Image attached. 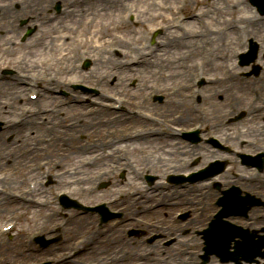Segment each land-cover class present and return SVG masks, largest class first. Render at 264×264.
<instances>
[{
  "label": "rangeland",
  "instance_id": "obj_1",
  "mask_svg": "<svg viewBox=\"0 0 264 264\" xmlns=\"http://www.w3.org/2000/svg\"><path fill=\"white\" fill-rule=\"evenodd\" d=\"M96 0H91L87 6H85V8H79L77 13H79L80 15L78 17H75L74 20L72 19H68L67 24L65 26H68L70 28V32L67 33V35H63L62 34V29L61 32L59 34H53L54 31V25H50L48 26L46 29H42V31L40 32V34L38 35L37 38L39 37H46L49 36L50 39L48 40V42H50L53 37L58 38V36H61V38L56 39L55 45H60L63 44L61 50L55 51L54 50H50L53 46L50 45V49H46V52L42 53L43 55L40 56L39 52H38V56L35 57V59H33L32 63H31V67L33 68V71H40L42 69V59H51L55 62L56 59L59 61V67L62 68V71L65 72L66 71V66H68V64L71 63V61L73 60H78L79 56H76L74 59H71L70 57V49H72L73 47H76L75 44H78L77 46L80 47L81 49V53H85L87 52V50L90 51V53H93L94 50H96L97 44L93 46L89 45V40L87 41V46L83 43L85 39H88L90 36H88L87 33V29L88 27H92L94 25H92V19L95 18V15L97 14L96 11L99 10V8L93 13V11L90 9V7L92 6L93 2ZM151 1L152 0H145V3H141V4H136V8H152L151 10L146 11V17L143 20V24H141V22H137L138 27L140 28H135V29H139L141 30V26L142 28H147L150 25L153 24H157L156 23H152L151 20L152 18H155V16L158 14V11L156 8L157 6H151ZM154 2L156 1H160L159 3L161 4L163 2V0H153ZM43 7L41 9H46L48 8V6L51 4L50 0H43ZM126 3L129 1H125ZM4 3H9L8 7L9 8H14L16 7L18 0H0V5L4 4ZM228 3V8L229 10H227L228 8H225L226 5ZM119 3H117L118 5ZM2 6V5H1ZM14 6V7H13ZM21 6V5H20ZM156 6V7H155ZM26 11H18L16 12V10L11 9L10 13L8 14H2L0 12V25L3 28V30H7V29H11V26L9 25L10 20H13L14 15L15 14H19L23 17H26V15H29V12H32V14L34 13H38L40 9L37 10H32L30 11L29 7ZM88 8L90 10H88ZM119 8V6H118ZM182 8H190L189 13L194 14V13H198V12H202L200 13L201 16L204 15V13H206V16L204 18V24H205V30L203 31L204 34L207 33L208 35L205 37H202L200 40H195V42H197V46H198V50L196 49V47L193 48V53L197 54L198 56H195L193 54L192 56V61L197 62L202 56H203V52L205 50L206 44L208 43V41L210 42L212 39H215L216 37H219L218 33H222L220 30L223 29L224 27H227L228 24L230 25V21L229 18H233L232 17V10L231 8H236V9H240V13H242V15L245 16V19L250 18L249 14L252 12V7L250 6V4L246 1V0H187L184 4V6ZM76 10V9H75ZM88 10V11H86ZM227 10V11H226ZM100 19L99 21L101 22L102 25H107L108 27L109 25L112 26L109 28V32L106 34H112L113 33V25L114 21H116V14L115 12L112 10V8H100ZM144 14V12L141 10L138 12V16L139 18H141V16ZM238 16V15H237ZM138 18V20H139ZM38 19H40V14L38 16ZM59 21H63L64 17H61L60 19H58ZM215 21V22H214ZM32 23V22H31ZM98 23V22H97ZM259 26V25H256ZM103 27V26H102ZM196 27V25H195ZM194 28V27H193ZM101 28H98L97 31V37L99 38V41L101 43V36H100V30ZM257 31V28H255ZM105 29H103L104 31ZM264 30V29H263ZM263 30L261 33H263ZM107 31V30H106ZM134 31V30H133ZM237 31V30H236ZM191 32V31H190ZM247 32V31H246ZM249 32V31H248ZM234 31H231L228 34H225L228 37H231L232 39V43L233 46L235 48V37H234ZM62 34V35H61ZM104 34V36L106 35ZM173 34V35H172ZM210 34V35H209ZM176 34L174 33H169L166 36H164V38L162 39V44H164L167 41V38L170 36H174ZM102 36V38L104 37ZM132 33L130 35V37H132ZM4 37V36H3ZM3 37H0V39H2ZM11 38L14 39V36H11ZM47 42V44H48ZM215 42V41H214ZM216 43V42H215ZM217 44V43H216ZM218 44L219 41H218ZM133 45V44H132ZM27 46V45H26ZM61 46V45H60ZM176 46V45H175ZM174 46V47H175ZM106 47V46H104ZM131 47V45L127 46ZM165 47L166 44H165ZM170 49L172 46H168ZM229 48H224L223 46L219 47L218 50V54L216 55V59L214 60V62L212 63V65H210L209 68V72L211 77H214L216 73H218V76H221L222 78L225 77L226 75L224 74V70L221 64H223V61L225 59L226 56L231 55L229 54V52L233 49V47L228 44ZM26 49H29L28 46L26 47ZM93 50V51H92ZM184 52L181 51H176L174 54H172V49L170 51V60L167 61L170 62L168 63L165 67H162V63H161V57L156 59L155 61H153L152 63H150L145 69V72L142 74L143 79H141V81L138 84V87H135L134 89L136 90H132L130 89L129 86V80L127 78V82L125 83L124 87H120L118 84H116V86H112L113 85V74H111V77L107 78L105 83L103 84L104 87V92H115L116 90L118 91H122V94H126L129 95L131 97V99H133L136 95H138V97H140V86L141 84H143V86H146V88L144 90H142V92H146L150 90L151 86L153 85H160V87L163 88V90L161 91L162 93H164V95L167 96L168 100H172L175 99L177 97H174L170 90L172 89V87L177 86L180 84V80L181 79H173L170 77V74H173L174 72H180L182 73V79L184 78L183 74L185 75L184 72H182L179 68V64L176 63L175 59L177 57L178 54H184L185 52H187V49H183ZM32 52V51H30ZM199 52H201L199 54ZM233 52V51H232ZM63 54L64 56H66V59H58L60 58V55ZM173 56H172V55ZM91 55V54H90ZM31 58H32V54H30ZM168 57V56H166ZM165 57V58H166ZM103 61H105L104 58H101ZM96 60V59H95ZM52 62V61H51ZM50 62V63H51ZM234 62V61H233ZM232 62V64H233ZM103 63V62H102ZM164 64V63H163ZM220 64V65H219ZM37 66V67H36ZM64 67V69H63ZM70 67V65H69ZM112 67V66H111ZM70 71V70H69ZM67 75H63L65 78L68 77L67 82L71 81V77L76 79L75 76L73 74H71V72L66 73ZM98 75V74H97ZM96 76V75H94ZM92 77L88 78L90 80V83H94L96 77ZM248 81H245L243 79H236L235 83L231 84L229 83L226 79L222 80V81H216L214 83V85L216 84L217 87L219 89H222L226 86L232 88V90L230 91H226L224 92L225 94H228V98L229 97H233L236 96V99L233 101L234 104H236V107L238 106V108H240L238 104V101L240 100V104L242 105L245 101V99L247 98L246 101H248V98H250V93L249 90L250 88L257 87L256 85H252V84H247ZM66 87V85H64ZM52 87V86H50ZM56 86H53L52 88H55ZM129 88V91H128ZM244 88V89H243ZM241 89H243L242 91H240ZM239 90L238 95H239V99L237 97V94L234 93V91ZM70 91V90H69ZM169 93V94H168ZM264 94V92H263ZM181 95V94H180ZM179 95V96H180ZM178 96V97H179ZM241 96H243L244 100L242 101ZM61 102H65V99L63 97L61 98H57V100H59ZM2 99L0 98V101ZM264 100V97H263ZM225 101H226V97H225ZM228 103V102H227ZM259 104H263L261 101L259 102ZM150 106L154 107L155 105H151ZM183 104L180 106L176 105H169L168 101L167 103L164 105H161L157 108H159V110H161L162 114L166 115L167 117H171L173 116L176 112L181 111V109H183ZM218 108L220 109L219 113L223 114L224 113V109H225V102H223L221 105L218 106ZM63 112L65 113V123L63 124L64 126L67 124V122H75L78 120H81L82 123H77L75 125L74 128H72L71 131H58L55 132V135L57 133V139L55 137V139L53 141L48 140L47 138L49 137V133L47 132V128L49 127V125L47 124V126H40L39 129L35 132H32L34 134H32L30 139L29 138V133L26 132L24 134V132L26 131L25 128L27 129L26 126H24L25 128L22 129H18L16 130L18 132L17 137H19V135L22 137V134L26 135V139L28 140H33L34 136L38 137L39 139H41V144L38 145L39 149L35 152V154H32V156H29L30 154H28L27 158L25 159H19L22 160V162L20 164H23V166H19L17 168H9V166H6V164L8 163V161H3V157L0 158V175H8L7 179L5 181H3L2 178H0V184H4L6 186H8V188L14 189V190H20L24 191L27 189V178H24V173L27 172L28 167L30 166V164H38L39 161H41V159H47L48 161L52 162L53 164H55L57 161L61 162V166L59 169H61V171H63V169H69V168H73L74 169V173L70 174L69 178L70 179H76V178H81V180L77 183H69V179H64V183H53L52 186L47 187V188H41L39 191L40 193H37L36 195L40 198L39 204L37 206H32V205H27L25 204L23 201H21L20 203H15V202H11L8 199L2 198L0 197V227L4 224H6L7 222L10 221V219H8L10 215L12 214H19V216H17L14 220L18 221V227L16 229V233L12 234V239H10V241L4 240V243L0 244V259L4 258L5 256L8 257V259H18V258H14L15 256L21 254L23 252V242L26 240V237H29L32 235V232H34L36 230V227L41 226V228H50L52 226V224L54 223V225L57 224V222L59 221V219L56 221V216L50 217V221L47 224V226H43L41 225V220L43 217L45 216H49L50 212L53 210V208L55 207V205H52V203L54 202V194L56 192V190H58L59 188H64V189H68V188H73V195L72 198L74 199H79L80 201H82L83 203H88L87 201H90V203L88 204H93L95 201H97V199H108L110 196L115 195L117 192L121 191L124 187L123 186H116V187H111V189H109L108 191H102L100 194H94V195H87L86 190L90 187V181L89 179H91L95 172L98 171V169H100L102 167V165L99 166V164H94V166L92 168H85L82 165V160L85 156H89L91 154H93V152L95 151V149H89L88 146H85L86 141H80L76 134L78 132H84V134L86 135L87 140H91L94 138H100L102 136V134L104 133V130H106V128L111 127L113 129H117V128H131V126L128 124H116L114 126V124H112V120H115V117L112 116L109 118H107L106 116H101V115H92V108L87 106H74L73 104H71L69 107H66L63 109ZM79 114H83V116H79ZM57 117V116H56ZM54 118V120H57V118ZM221 119L222 117L219 116ZM264 117V113L259 114L258 116H255L253 118H251L250 120L244 122L245 124V128L243 129L244 131L242 132V135L238 136V138H234L233 141L234 143L238 142V139H248V142H252L255 145L253 146L252 144H249V146L253 149H256V145H263L262 147H264V119H261ZM224 118V116H223ZM109 119V120H108ZM103 120V121H102ZM110 123L112 126H110ZM192 123V122H191ZM189 124V122L186 124V126ZM126 125V126H123ZM88 126H92L90 128H88ZM62 125L59 126V128H61ZM235 127H232V130L234 131ZM249 128L251 129V132H249ZM78 131V132H77ZM246 131V134L244 135L243 133ZM77 132V133H76ZM220 137L223 135V132H217ZM69 137L71 136L70 140L68 141V145L66 144V146L61 147L60 145V140L62 137ZM94 137V138H93ZM30 141V142H31ZM148 143H150L153 147L151 149H149V151H154L153 153V159L155 164L160 165V169L161 167L163 168L167 162L171 161H178L183 159L184 157L190 156L191 154H193V152H190L186 149H184V147H186L184 144L183 145H178L176 143H178L179 141L177 140H167L165 138H150L147 140ZM1 143L4 144L7 149L6 151V158L9 159H14L16 156L9 154L10 150L13 149V144L11 146H8L4 143L3 140H1ZM35 143V142H34ZM88 144V143H87ZM159 144V145H157ZM164 144H169L170 146H165ZM33 145V144H32ZM89 146H91L90 144H88ZM160 146H162L161 148H159ZM179 147H183V152H178L177 149ZM86 148V149H85ZM247 148H249L247 146ZM187 151V152H185ZM78 152V154H77ZM135 157H139L140 159L143 158L144 160L147 159L146 156L147 155H139V153H136L135 151H132ZM3 152H0V154ZM197 153H201L202 156L204 158H206L208 155H205L204 152L201 150H198ZM8 165V164H7ZM236 165V163H235ZM63 168V169H62ZM233 170H235L236 172H241L242 169L239 168V166H236L233 168ZM73 172V171H72ZM245 175L248 173V171H244ZM244 175V176H245ZM12 177V179H11ZM82 178L87 179V181L85 183H83ZM111 179V178H110ZM227 180L231 181L232 178L231 176H228L226 178ZM226 179L224 178L223 181H226ZM260 182L257 184H250L246 181L245 178L241 179L242 184V189L246 190V191H251L254 192L258 195H264V183H263V178L261 177ZM57 182V181H56ZM79 186V187H77ZM79 188H82L83 192L81 190H79ZM46 190L45 192H42V190ZM78 189V190H77ZM127 190V192H130V189L127 187L125 188ZM201 190V189H199ZM30 194V195H28ZM129 194V193H128ZM214 195H216L215 192H213V195L211 197V199H213ZM21 196L23 197L24 200H32V193H21ZM182 201L184 206L182 207H174V205H170L168 208L166 207L163 210H159L156 212H147L145 211V213H143L142 218H145L147 220H149L150 222H157L160 223L163 227H170L167 228L169 229L168 232H166L165 234H172L173 232H175L178 228L182 227L183 225H173V223H171V216L173 214V212H175L176 210L182 209V208H187L190 209V207H188L187 205H185L184 201L185 199L190 200V202H192L193 200H200L199 194H189L188 192H185V196L182 197ZM153 199V197H152ZM151 199V200H152ZM38 201V200H37ZM85 203V204H86ZM48 204V205H47ZM194 205V204H192ZM146 205H144L143 207H146ZM202 203L199 205H194L191 209L193 210V216H197V208L201 209L202 207ZM142 207V206H140ZM201 207V208H200ZM211 209V208H210ZM137 210H140L139 208H137ZM213 209H211L212 211ZM78 211H68L66 214L68 216V225L66 226L65 230L61 233L62 237L61 239L56 242L54 244V246L52 247V249H49L48 251H46V253H42L40 255L34 256V257H43V256H52L54 255L56 252L64 250L65 248H67L68 246L71 245V243L73 242V240L75 238H77L81 233L85 232L86 230H90L91 229V224L96 220H94V218H90L86 221L85 224H83V227L81 228H77V226H79L80 223L76 222L79 217L76 215ZM135 210H133V212H131L132 214H136ZM264 213V209L259 208L258 210H254L252 212L251 218L255 215V214H261ZM198 221L197 222H192L189 224L188 228H203L204 227V220L206 217H202L201 218V222H199L200 217H198ZM94 220V221H93ZM262 225V224H259ZM142 228V226H136L134 224H128L125 225V227H122L121 229L119 227H116L114 225H112V223L106 225L105 227V233L103 237H99L98 240H96V242L94 244H92L91 246L95 245L94 247L90 248L88 250L87 253H85L84 255H82L81 257H79V261H74V262H70L69 264H77L79 262H81V264L85 263V262H93L94 264H116V262L114 261L115 258V248L116 246H124V249L122 251V253L126 254V259H125V264L129 263V264H159L158 259L160 260L161 258V254L163 253L161 252V249H158V243L159 241H157L156 247L154 248L156 251V255L152 254L151 256H149L146 260L141 261L137 259V252H139L140 250H142L143 248H146L145 245L142 244L141 241H139L140 247H136L135 245L130 244L131 243V239L128 236V233L130 231L133 230H138ZM164 229V230H167ZM152 231V230H151ZM169 235V236H170ZM188 237V236H186ZM201 239V238H199ZM199 239H196V241H189L188 244H190L193 248V250L198 251L197 249L200 247L201 242ZM11 240H13L11 242ZM114 241H115V246H114ZM176 244L180 247V245L182 244V242H176ZM128 245V246H127ZM151 249V247H150ZM153 251V250H152ZM201 253V251L199 252ZM32 254L29 255H23V259H20L23 263H26L27 261L32 260L34 257H30ZM166 255H169L171 258V262L173 264H178L176 259L179 257L178 251H174V249H167L166 251ZM156 257V259H154ZM184 259V258H182ZM19 260V259H18ZM127 260V261H126ZM185 260V259H184ZM166 263V262H165ZM164 263V264H165ZM189 262H187L186 264H188ZM208 264H217L215 259H211L210 263Z\"/></svg>",
  "mask_w": 264,
  "mask_h": 264
},
{
  "label": "bare ground",
  "instance_id": "obj_2",
  "mask_svg": "<svg viewBox=\"0 0 264 264\" xmlns=\"http://www.w3.org/2000/svg\"><path fill=\"white\" fill-rule=\"evenodd\" d=\"M28 0H23V4H25L26 2H27ZM99 1H106V0H99ZM110 1V8H113L115 11H116V9H117V1H119V0H109ZM137 3H139L140 2V0H135ZM32 2H34L35 3V5L39 8V7H42L43 6V0H33ZM101 4H103V3H101ZM104 4H106L105 2H104ZM94 6H98V5H94ZM0 9H1V12L3 13H5V14H8V13H10V10H9V8H7V7H5V6H0ZM71 16H76V15H74V11H72L71 12ZM237 22H239V23H245L244 24V28H247V26H248V24H249V21H247V20H245L243 17L241 18V19H239ZM251 24V23H250ZM101 25L98 23V25H96V27L94 28H88V34L90 35V37H89V39H86L85 41H84V43H85V45L87 46V41L89 40V45H91L92 46V44H95L96 43V39H97V34H96V31H95V29L96 28H98V27H100ZM105 27H107V26H105ZM259 27L260 28H264V24H261V25H259ZM102 29H103V27H101ZM68 29V27L67 28H65L64 29V31L66 32V30ZM107 29H109V28H105V30H107ZM64 32V33H65ZM210 35V34H209ZM221 35V37H220V41L223 43V47H228V44H227V39H226V36L224 35V34H220ZM59 38H61V37H59ZM56 39H58V38H56ZM56 39H52V41L49 43V45H47V46H45L44 48H43V50L45 51L46 49H48V48H50V45H52L53 47L50 49V50H56V51H58V50H61V48L63 47L62 46V44H60V45H55V43H53L54 42V40H56ZM196 49L198 50V46H196ZM54 50V51H55ZM62 56V55H61ZM63 59H66V58H63ZM104 66V65H103ZM1 88H2V91H3V94H5V95H10V96H12L14 93H16V94H18L19 93V89H15L14 91H12L13 90V88H15V86H14V84L12 83V77H7V79L6 80H4V81H2V83H1ZM18 97V96H17ZM0 105L1 106H3V103L2 102H0ZM2 110H4L5 112H7V110H5V109H3L2 108ZM187 120V119H186ZM4 149H2L1 151H3ZM2 157H3V161L4 160H6V161H9L7 158H6V154H5V152H3L2 154ZM12 161V160H11ZM16 161H18L17 160V158H15L14 160H13V162H16ZM84 182V181H83ZM192 220H194V219H192ZM135 242H136V240H135ZM168 264H172L171 263V261H168Z\"/></svg>",
  "mask_w": 264,
  "mask_h": 264
}]
</instances>
